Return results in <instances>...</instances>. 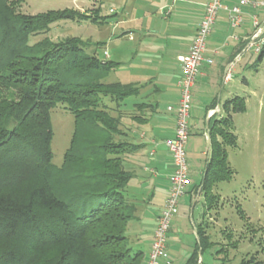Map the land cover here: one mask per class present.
Returning a JSON list of instances; mask_svg holds the SVG:
<instances>
[{
    "label": "trees",
    "instance_id": "obj_1",
    "mask_svg": "<svg viewBox=\"0 0 264 264\" xmlns=\"http://www.w3.org/2000/svg\"><path fill=\"white\" fill-rule=\"evenodd\" d=\"M25 2L0 0V264H145V252L128 236L137 205L126 194L135 176L125 165L144 147L130 138L122 112L141 87L106 82L120 64L88 53L80 39L30 44L64 20L107 24L101 8L28 15L19 11ZM58 107L75 125L61 166L52 163L51 148V111ZM224 109L226 116L210 120V156L198 188L207 211L218 203L213 184L234 175L227 164V148L237 145L230 111L246 112L245 99L228 100ZM131 119L145 123L146 116ZM206 214L187 264H199L198 251L211 245ZM241 264L262 263L252 256Z\"/></svg>",
    "mask_w": 264,
    "mask_h": 264
},
{
    "label": "crops",
    "instance_id": "obj_2",
    "mask_svg": "<svg viewBox=\"0 0 264 264\" xmlns=\"http://www.w3.org/2000/svg\"><path fill=\"white\" fill-rule=\"evenodd\" d=\"M237 1L224 0L225 9L220 13L209 37L206 61L200 68L201 74L193 89L191 131L187 143L191 185L180 199L168 234L164 261L171 264H174L172 252L178 254L181 249L184 250L186 240L191 241L195 235L198 241L196 226L202 222L203 216L198 222L190 217L194 227L191 229L187 211L190 208L192 213L193 201L197 203L200 195H203L198 192V188L204 179L207 165L206 160L203 167L201 159L205 156L208 159L210 156V120L213 117L220 119L226 116L224 104L235 98L231 91L224 93L225 85L230 84L232 73L236 71L239 61L254 49H247L248 40L254 33L253 16L257 15L259 23L264 24V9L255 10L249 6L244 10V26L233 29L229 23L228 10ZM206 3L207 0H116L110 10L112 15L119 16L114 29L122 30L121 35L129 40H134L138 35L140 51H151L152 54L155 51L156 60L153 61L155 65L152 64V72L136 69L127 82H121L141 87L139 95L135 96L138 101L131 104L125 102L122 112L128 116L124 120L126 127L133 132L130 138L144 147L140 152L127 157L125 165L135 176L126 194L137 205L136 218L129 223L128 235L133 238V246L145 252L146 259L157 227L158 215L169 195V178L174 171L165 142L174 137L176 122L174 114L168 108L178 104L180 59L189 51L203 19ZM97 8H101V1ZM233 36H237L239 40L235 41ZM160 51L162 54L158 53ZM103 60L111 61V58L107 54V58ZM220 90L222 93H219ZM197 95H201V98L198 99ZM141 103L148 107L139 112L134 106ZM214 103L216 107L210 109ZM230 113L234 120L235 115L232 111ZM136 114L146 116L145 123L132 120L131 116ZM186 251L191 254V250Z\"/></svg>",
    "mask_w": 264,
    "mask_h": 264
},
{
    "label": "rangeland",
    "instance_id": "obj_3",
    "mask_svg": "<svg viewBox=\"0 0 264 264\" xmlns=\"http://www.w3.org/2000/svg\"><path fill=\"white\" fill-rule=\"evenodd\" d=\"M100 1L101 15L108 17L107 24L101 26L64 20L54 24L50 33L32 37L30 44H37L45 37L55 42L80 39L90 45L88 53L96 52L101 59L107 58V53L111 61L121 63L106 82H127L136 69L152 72L155 51L153 54L151 51H140L138 35L129 40L121 35L122 30L114 29L119 16L112 15L110 10L116 0H26L19 11L28 15L65 9L91 12L100 5ZM258 57L255 49L246 54L233 71L230 84L225 85L224 93L231 91L232 97L244 98L246 102V112L234 114L237 145L227 148V164L234 175L230 181L215 183L211 187L218 200L214 209L207 211L204 195H200L198 202L192 203L193 212L190 208L187 211L191 229L194 228L191 218L198 222L207 213L205 223L211 245L198 251L199 264H241L252 256L264 264V60L259 63ZM197 97L200 99L201 95ZM136 101L137 98L132 97L126 103ZM51 122L52 163L61 166L74 133V117L63 107H58L51 111ZM206 160L207 156L202 157L203 167ZM130 240L133 242V238ZM197 243L194 235L191 241L184 242V250L181 249L178 254L172 252L174 264H187ZM186 250H191V254ZM162 264H165L164 260Z\"/></svg>",
    "mask_w": 264,
    "mask_h": 264
},
{
    "label": "built area",
    "instance_id": "obj_4",
    "mask_svg": "<svg viewBox=\"0 0 264 264\" xmlns=\"http://www.w3.org/2000/svg\"><path fill=\"white\" fill-rule=\"evenodd\" d=\"M249 6L255 10L264 9V1L238 0L228 10L229 23L233 29H239L244 26V10ZM224 9V0H207L203 19L198 26L189 51L180 59L181 76L177 84L179 101L176 107L171 106L168 108V111L175 116V133L172 139L165 142L174 171L169 178V195L163 210L158 215L157 227L153 234L145 264H162V261L166 259L168 234L176 216L180 199L186 194L191 185L187 143L191 131L193 89L201 74L200 68L206 61L205 55L208 49L209 37L214 30L220 13ZM252 26L254 33L248 40L247 49L254 48L255 52L259 54L264 47V24L261 25L258 16L254 15ZM233 39L235 41L239 40L237 36H233ZM105 54L107 57V53ZM208 62L213 63L212 60H208ZM165 264L171 263L165 261Z\"/></svg>",
    "mask_w": 264,
    "mask_h": 264
}]
</instances>
